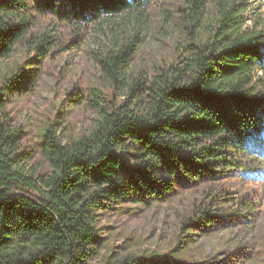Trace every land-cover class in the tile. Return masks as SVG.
<instances>
[{"label": "trees", "instance_id": "1", "mask_svg": "<svg viewBox=\"0 0 264 264\" xmlns=\"http://www.w3.org/2000/svg\"><path fill=\"white\" fill-rule=\"evenodd\" d=\"M148 1L0 0V61L10 57L43 14L62 23H92L127 17ZM245 8L244 0H182L177 16L195 35L182 66L129 87V104H105L92 94L100 101L97 117L87 134L68 143L50 126L44 128L39 142L49 167L44 175L32 178L18 171L23 159L17 152L19 137L0 120V264H89L103 248L97 220L112 205L165 203L180 190L213 184L230 169L246 168L238 159L245 153L264 159V84L260 90L253 86L255 71L264 75V31L243 28ZM208 9L214 30L203 42ZM121 32L115 31L114 45L98 61L116 84L135 53ZM34 68L18 71L15 79H31ZM13 88L8 81L4 90ZM213 210L199 211L183 223L186 234L178 248L193 241L195 231L209 232L222 223ZM234 256L193 264L250 263ZM98 264L182 263L140 256Z\"/></svg>", "mask_w": 264, "mask_h": 264}, {"label": "rangeland", "instance_id": "2", "mask_svg": "<svg viewBox=\"0 0 264 264\" xmlns=\"http://www.w3.org/2000/svg\"><path fill=\"white\" fill-rule=\"evenodd\" d=\"M244 3L243 28L264 31V0ZM181 7L182 0H149L127 17H100L92 23H62L50 14L36 18L26 39L8 59L0 61V93L8 81L14 82L13 90H4L7 99L0 120L19 137L17 152L23 159L18 171L22 175L34 178L49 171L40 155L44 128L50 126L63 144L89 132L97 117L96 103H100L92 94L105 104H129L133 101L127 96L129 87L146 85L159 71L182 66L195 35L177 16ZM212 18L208 9L200 32L203 42L212 36ZM116 30H122L123 43L135 48L117 84L98 64L100 55L114 45ZM28 67H35L33 77L16 80L17 72ZM263 84L264 75L257 69L253 86L260 90ZM238 159L247 167L230 169L216 183L180 190L165 203L112 205L97 220L95 228L103 248L89 264L140 256L193 264L228 261L235 258L234 253L249 260L247 264H264V159L250 153ZM211 207L215 210L210 213L222 223L209 232L195 231L198 236L193 241L186 239L189 243L184 249L178 248V241L185 239L183 223Z\"/></svg>", "mask_w": 264, "mask_h": 264}]
</instances>
